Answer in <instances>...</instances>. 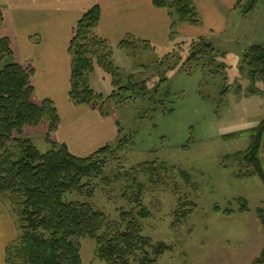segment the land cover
I'll list each match as a JSON object with an SVG mask.
<instances>
[{
	"label": "rangeland",
	"instance_id": "rangeland-1",
	"mask_svg": "<svg viewBox=\"0 0 264 264\" xmlns=\"http://www.w3.org/2000/svg\"><path fill=\"white\" fill-rule=\"evenodd\" d=\"M236 10L237 21L221 35L182 36L179 24L168 48L133 38L129 49L114 48L112 74L96 67L90 76V86L104 99L89 106L111 116L118 134L103 175L92 183L93 197L72 194L67 200L90 201L119 220L122 211L140 210L129 199L135 180L140 182L142 205L151 213L137 218L143 234L170 248L155 264H258L264 249V181L244 157L253 139L240 135L264 120V82L242 65L250 46L264 44V0L252 15L245 7ZM205 42L215 54L190 59ZM11 61L18 62L15 54L0 68ZM48 129L43 122L26 127L24 135L46 153L52 149ZM261 159L264 166V142ZM145 169L154 172L148 176ZM18 209L9 199L0 201V264L20 235ZM80 254L83 264H105L90 237L80 240Z\"/></svg>",
	"mask_w": 264,
	"mask_h": 264
},
{
	"label": "trees",
	"instance_id": "trees-1",
	"mask_svg": "<svg viewBox=\"0 0 264 264\" xmlns=\"http://www.w3.org/2000/svg\"><path fill=\"white\" fill-rule=\"evenodd\" d=\"M258 2L237 0L236 7H245V12L252 15ZM153 3L169 12L171 37L177 34L179 24H203L194 0H153ZM3 17L0 9V22ZM100 21L101 9L95 5L79 19L69 42L72 62L69 97L76 106L96 105L104 99L90 86V76L96 67L112 74L114 48L129 49L134 40L128 36L113 46L98 34ZM214 49L205 42L189 58L195 59L199 54L206 58V53L212 57ZM13 56L9 38L2 37L0 64ZM242 65L254 80L264 82V44L250 46L243 54ZM34 72L33 68L16 61L0 68V201L9 199L17 204L20 215V235L7 246L5 263L83 264L80 240L90 237L96 241L97 255L105 264H155L170 248L162 242L154 244L143 234L138 219L148 218L151 213L142 205L140 182L134 179L136 187L129 196L140 210L136 214L122 211L119 220L97 210L90 201L67 200L72 194L93 197L95 186L92 183L103 175L107 163L105 155L112 151V143L90 156L78 157L66 144L52 141V133L60 127V116L52 100L43 99L39 103L34 100ZM112 85L117 88V81ZM115 94L113 91L111 97ZM43 122L49 126L46 138L52 145L46 153L40 152L24 135L26 127H37ZM240 135L253 139L244 157L256 166L264 181L261 159L264 120L259 127ZM162 168H166L165 164ZM145 172L150 176L154 170L145 169ZM240 201L245 203L243 198ZM257 262L264 264V249Z\"/></svg>",
	"mask_w": 264,
	"mask_h": 264
},
{
	"label": "crops",
	"instance_id": "crops-1",
	"mask_svg": "<svg viewBox=\"0 0 264 264\" xmlns=\"http://www.w3.org/2000/svg\"><path fill=\"white\" fill-rule=\"evenodd\" d=\"M194 1L203 24L179 25L182 36L221 35L237 21V0ZM95 5L101 9L98 34L113 46L128 36L156 48L170 46L172 18L153 0H0L4 37L11 39L16 60L35 67L32 81L36 96L56 103L62 124L54 134L55 140L66 144L78 157L90 156L115 142L118 134L111 116L89 105L76 106L69 97V42L79 19ZM6 226L11 234L10 225Z\"/></svg>",
	"mask_w": 264,
	"mask_h": 264
}]
</instances>
